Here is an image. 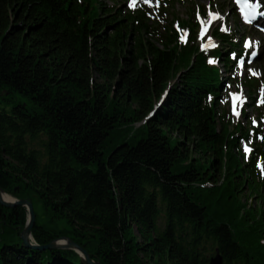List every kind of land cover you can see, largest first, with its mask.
Wrapping results in <instances>:
<instances>
[{
    "label": "trees",
    "instance_id": "1",
    "mask_svg": "<svg viewBox=\"0 0 264 264\" xmlns=\"http://www.w3.org/2000/svg\"><path fill=\"white\" fill-rule=\"evenodd\" d=\"M110 1L0 0L1 190L31 202L33 243L66 237L99 264H208L216 250L222 264H264V106L236 124L209 63L231 68L240 43L214 29L226 52H204L193 9L180 42L156 21L169 0L154 17ZM26 221L0 205V264H84L25 248Z\"/></svg>",
    "mask_w": 264,
    "mask_h": 264
},
{
    "label": "rangeland",
    "instance_id": "2",
    "mask_svg": "<svg viewBox=\"0 0 264 264\" xmlns=\"http://www.w3.org/2000/svg\"><path fill=\"white\" fill-rule=\"evenodd\" d=\"M101 1L105 2L108 6L113 5L110 0ZM156 2L157 0H151V6H149V4L144 3V0H141L139 4L147 8L150 16L154 17L156 15ZM234 2L235 0H169L171 7L165 9L164 13L160 14V16L158 15L156 21L160 27L167 25L168 21L170 23L172 22L173 29L178 33L180 41H182L183 39L181 36L184 33H187L189 36V32H187L188 28L178 26L177 23H179V21L182 23V21L186 20L189 9H193V15L191 13L190 18L193 20V23L197 20L200 25L196 43L205 51H207L205 46L208 40H213L218 48H220V43L218 40H215L216 38L213 36L214 29H222L223 31L225 30L226 32L234 34V41L236 43L239 39V35L244 36L243 43H241L242 48L245 50L244 53H241V56H244V58L242 59V57H240L229 72L225 71L224 75L226 78L217 89L216 104L218 109L223 107L224 110H228L236 124H240L244 128H247L248 125L256 120L257 110L255 108L258 107L257 105H264V103L261 102L264 100V95H262V90H264V29L261 30L254 26L244 25L241 20L236 18L234 15V13H236ZM131 3L132 1L130 3L122 1L119 2L117 7L120 8L121 11H124L132 8L129 6ZM197 10H199L200 19H197L196 16ZM209 10L213 14H219L220 18L211 20L208 16ZM201 21H204L203 26ZM202 31L203 37L201 38ZM246 44H250V47H245ZM220 50H222L223 53L226 52V49ZM253 53L255 55H253ZM231 56L232 55H230V57ZM241 62L243 63L241 64ZM253 73H256V75H253ZM249 80L255 83L256 88L253 90V95L250 93V89L247 88ZM175 83H177L176 80L170 82V87L163 96L168 94L169 89H172ZM234 95L239 96L243 101L242 104L237 101L236 110L239 112V116L233 114V106H230V99L233 98ZM164 100L165 99H163V101ZM16 101L24 102V104L26 103L20 96L16 97ZM160 105L161 103L159 101L157 106L159 107ZM258 108L260 109L261 107L259 106ZM259 121L262 132L258 136V141L264 143V117ZM133 141L134 139L130 142L133 143ZM250 147L251 143L249 141L241 140V153L247 156L249 152H246L245 148L250 149ZM108 150H110V147L109 149H105V153H107ZM247 203L253 205L255 200L249 198Z\"/></svg>",
    "mask_w": 264,
    "mask_h": 264
},
{
    "label": "water",
    "instance_id": "3",
    "mask_svg": "<svg viewBox=\"0 0 264 264\" xmlns=\"http://www.w3.org/2000/svg\"><path fill=\"white\" fill-rule=\"evenodd\" d=\"M1 193H4L0 188V205L7 208H13L16 206L24 207L27 211V221L24 229L20 233V239L22 240V245L25 248H30L33 250H54V249H69L74 250L81 258L82 263L84 264H99L98 262H94L90 259L87 252L75 244L73 241L66 237H62L59 239H55L51 242H49L46 245L39 246L32 241L31 237V229L35 221V215L33 211V206L31 202L27 199H14L13 201H4L1 198ZM7 195V194H6ZM62 242V243H60ZM208 264H222V259L218 254V251H215V256L211 257Z\"/></svg>",
    "mask_w": 264,
    "mask_h": 264
},
{
    "label": "snow or ice",
    "instance_id": "4",
    "mask_svg": "<svg viewBox=\"0 0 264 264\" xmlns=\"http://www.w3.org/2000/svg\"><path fill=\"white\" fill-rule=\"evenodd\" d=\"M144 3L149 4V6H151V0H144ZM130 7H135L136 6V0H132V3L129 5ZM156 7H159V2L157 0L156 3ZM244 9H245V17L246 19H249L251 17H254L257 13H258V9L260 7V5L257 3L255 5H249V4H245L243 5ZM208 16L211 18V20H215V19H219V14H213L210 10L208 12ZM197 19H200V15H199V10H197ZM201 24L203 26L204 21H201ZM206 30V29H204ZM203 37V31L201 34V38ZM208 46H215L213 44H211V41H209V44L206 45L205 47ZM245 47H250V44H246ZM253 55H255L253 53ZM209 63H214V61H209ZM243 62H241L242 64ZM253 75H256V73H253ZM262 95H264V90H262ZM237 101H239L241 104L243 103L242 99L239 96H233V114L239 116V112L236 110V105H237ZM262 103H264V100L261 101ZM246 152H250L251 149L249 148H245Z\"/></svg>",
    "mask_w": 264,
    "mask_h": 264
},
{
    "label": "bare ground",
    "instance_id": "5",
    "mask_svg": "<svg viewBox=\"0 0 264 264\" xmlns=\"http://www.w3.org/2000/svg\"><path fill=\"white\" fill-rule=\"evenodd\" d=\"M250 1H253V0H250ZM255 2H257L260 5V7L258 9L259 18H260V20L258 21V24L263 27L264 26V22H263V20H264V0H256ZM1 198L4 201H13V198L6 195L5 193H1ZM60 243H62V242H60Z\"/></svg>",
    "mask_w": 264,
    "mask_h": 264
}]
</instances>
